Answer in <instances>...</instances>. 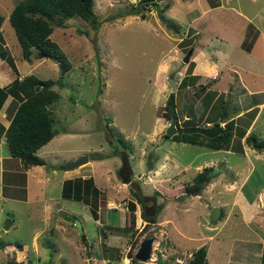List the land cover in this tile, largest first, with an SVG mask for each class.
<instances>
[{"label": "rangeland", "instance_id": "1", "mask_svg": "<svg viewBox=\"0 0 264 264\" xmlns=\"http://www.w3.org/2000/svg\"><path fill=\"white\" fill-rule=\"evenodd\" d=\"M16 1L0 0L5 17L0 32L23 73L28 70L54 80L52 87L59 93L52 106L54 127L64 139L59 140L57 153L44 155L47 162L41 170L46 183L29 176L25 194L24 189L8 187L5 174L3 195L0 187V240L6 244L0 248V264H18L12 259L20 258L24 264H155L159 257L167 264H189L190 251L200 244L205 245L207 264L246 262L239 261L246 239L263 236L255 223L242 220L247 218L243 201H230L246 169L245 197L264 191V149L245 139L248 134L264 138V42L253 26L264 31V0H221V7L212 9L207 5L216 0H171L174 7L167 20L174 22L173 28L158 17L154 6L144 18L120 16L119 11L136 0H96L93 10L101 19L99 28L71 17L68 26H54L50 35L71 63L65 72L52 58L36 54L35 48L31 63L22 58L7 18ZM238 10L251 17L253 25L243 26L244 16ZM188 71L196 74L195 82L179 88ZM169 77L176 80L175 89ZM171 92L176 93L181 125L213 126L221 119L220 126L226 127L225 120L232 118L228 144L212 149L166 138L171 120L165 103ZM3 148L8 152L6 144ZM118 149L129 155L133 168L129 183L117 174ZM82 154L89 161L72 168L73 200L64 199L62 165L69 160L63 159ZM51 163L57 173H51ZM204 166H211L210 174L194 194L196 188L186 186ZM136 192L156 194L162 208L153 223L144 218ZM129 201H136L132 212ZM214 206L222 209L228 222L210 219ZM75 219L81 222V233ZM150 236L154 237L151 257L134 258L141 241ZM203 239H209V249ZM104 248L114 251L111 260L110 255L102 257Z\"/></svg>", "mask_w": 264, "mask_h": 264}, {"label": "trees", "instance_id": "2", "mask_svg": "<svg viewBox=\"0 0 264 264\" xmlns=\"http://www.w3.org/2000/svg\"><path fill=\"white\" fill-rule=\"evenodd\" d=\"M159 1L160 0H136V2L130 3L127 8L121 9L119 15L127 16L138 14L144 18L146 16V11L150 10L151 6H154L156 9H159V14L163 16V19L165 18V25L173 28V25H175L174 22L168 21L163 13L166 6H160ZM93 4L94 0H17L8 15V20L21 46L22 56L25 59H30L31 53L33 52L32 48H35L36 54L42 53L57 61L63 72L68 70L71 67L70 61L59 44L50 37V34L54 26H68L66 20L71 17H79L92 24L95 29L99 28L101 19H99L98 15L94 12ZM112 16L117 15L113 14ZM3 19L4 16L0 13V25ZM102 21H104V19ZM174 28L178 30L177 26H174ZM80 30L82 29L80 28ZM0 57L5 59L9 65L16 70L12 56L9 55V52L5 46H3L1 32ZM196 78V74H191L190 71H188L187 74L182 77L178 87L182 88L188 84H193ZM53 83L54 80L51 78H39L34 74H28L21 79L16 77L8 86L0 88V103L9 93L14 94L20 100L9 125L5 128L4 134L10 154L19 157L25 167L45 163L44 159L38 156L35 151L51 139L55 132L53 129L54 113L50 105L59 98V93L52 88ZM210 99L211 98L207 101L210 102ZM219 99L220 102H222L221 104H223L221 116L225 117L228 114L227 106L225 105L226 100H224L223 96ZM176 105V93L171 92L165 103L167 109L165 113L170 120L175 121V127L177 126L179 128L173 135L165 133L164 136L166 138L170 137L172 140L176 141L203 144L212 149L224 148L231 140L233 132L231 127L232 123L230 124L229 121H231L232 118L225 120L226 127H222L223 130L215 136L208 137L199 132L188 133L183 131V127L197 126L199 124L190 122L184 125L179 124ZM219 121L223 120H216L214 125L220 126ZM245 139L249 145L256 149L261 150L264 148V138H258L255 134H248ZM119 141L124 143L121 137ZM151 167L152 165L149 164V168ZM210 171L211 166H204L202 170L194 174L192 183L187 185L186 188L190 190L205 186V181ZM135 195L137 196L136 193ZM138 199L141 201L139 195ZM129 207L132 212V210L135 209V202L129 201ZM93 213L96 214L95 212ZM222 216L223 211H221L218 218ZM65 217L68 219L71 218V216L67 214H65ZM72 218L74 220L76 217L72 215ZM5 244V242L0 240V248L4 247ZM16 245L19 247L22 246L20 243H16ZM113 254V250L104 248L101 255L103 258L110 255L109 260H111L110 257H112ZM163 262L167 264L166 260L159 257L155 264H163ZM206 262V248L205 245H201L191 253L189 264H206ZM142 264L148 263L145 262ZM260 264H264V244L262 247Z\"/></svg>", "mask_w": 264, "mask_h": 264}, {"label": "crops", "instance_id": "3", "mask_svg": "<svg viewBox=\"0 0 264 264\" xmlns=\"http://www.w3.org/2000/svg\"><path fill=\"white\" fill-rule=\"evenodd\" d=\"M180 1L186 2L188 0H180ZM216 1H217V3L214 4L213 6L208 4L207 7L210 9L215 8V7H221V5H222V3L220 2L221 0H216ZM255 1H257V0H255ZM95 3H96V0H94V4H93L94 8H95ZM159 5L160 6H166L163 13H164L166 18L167 17L170 18L169 15H170V11L172 12V9L174 7V1L171 2V0L170 1L169 0H160ZM157 10H159V9H156V12H157ZM10 11H9V13H10ZM238 11H239L238 13H240V15L244 16L245 21H244L243 26L246 27V24L248 22H250V24L253 25L251 23V21L249 20L251 17H248V15L244 11H241V10H238ZM9 13H8V15H9ZM255 14H257V11L255 12ZM8 15H7V18H8ZM199 15H200V13L197 16H199ZM4 19H5V17H4ZM4 19H3V21H4ZM3 21L0 25V31L3 30L2 29ZM253 26L255 27V29L259 33L257 35V37L261 36L262 40L264 42V31L261 28H259L258 26H256L255 24ZM2 37H3V34H2ZM257 37H256V39H257ZM10 45H11V42H10ZM3 46H5V48L9 52V45H8V42L5 41L4 37H3ZM21 55H22V52H21ZM44 57H48V56H44ZM12 58L14 60L16 70H14L12 68V66L9 65V63L5 59L0 57V88H4V87L8 86L12 82V80L15 79L16 77L21 79L28 74H33V73H28L29 72L28 70L25 71L26 73H23L21 71V69L19 67H17L16 61L14 59L15 57L12 56ZM22 58L25 59L23 56H22ZM31 58H32V55L30 56V59H25V60L29 61V63H31V60H32ZM56 63H58V62L56 61ZM59 67H61V66H59ZM33 68H34L33 65H31L29 70H32ZM39 78H41V77H39ZM19 103H20V100L14 94H11V93L7 94V96L0 103V133H1L0 134V187H1L2 195L4 194L5 174L7 175V179H8V180L6 179L7 184L9 185L8 187L16 189V190L20 189V188L24 189L25 194H27V192H28L29 176H31V180L34 179L36 182L46 183L47 177L42 178L43 173H45V171L41 170L42 169L41 166H46V162H47L44 155L49 154V153H52V154L57 153V150H58L57 144H58L59 140L62 138L61 135H59L57 133L58 129H56L54 127V122L56 120V114L54 113V107H52L54 105L53 104L54 102H53V103H51L50 106H51L53 113L55 115L54 120H53V129L55 130L54 135L52 136L51 139H49L46 143H44L42 146H40L35 151V153L38 156H40L41 158L44 159L45 163L44 164H35V165H30V166L25 167L19 157H15V156H12L10 154L9 149H8V152H6L3 148L4 144L7 145L6 136L4 134V131H5V128H7V126L9 125L10 120H11V118L15 112V109ZM256 117H257V115H254V117L251 121L252 123L255 121ZM250 126H252V124ZM62 139H64V138H62ZM42 148H43V150H41ZM263 149H261V150H263ZM63 160H65V161L69 160L70 161V160H73V157H69V159L65 158ZM54 166L55 165L53 163L50 164L51 173H53V174L57 173V169H53ZM247 172H248V169H246L245 171L242 172L241 175L245 174V178H239V180H238L239 184L237 183L238 188L233 189L232 194H234V197H233L232 201H230V203L234 202V204H237V201H243V202H241L240 205H241L242 210L244 211V214L247 218H242V220L245 221L246 223H252V222L255 223L258 226L256 228V230H259L261 232L260 236L261 235L263 236L257 240L254 238H251V239L247 238L246 239L247 243H244L242 239L238 240V241H241L245 244V245H243L244 247L242 249L243 260L239 259V261L240 262L241 261L247 262V263L241 262L240 264H243V263L260 264L262 247L264 244V191L263 190L256 191L253 195L250 196V198L248 197V199L245 197V195L243 194V189L245 186V180L248 176V175L246 176ZM62 176H63L62 177V187H61L60 195L64 199L73 200V192H72V189H73V169L72 168H70V169L64 168ZM65 185H66V187H65ZM67 186H69V187H67ZM66 188H69V190H67ZM234 191H235V193H234ZM10 195L17 197V195L13 192H11ZM5 197L6 196H4V198ZM23 198L27 199V195H25V197H23ZM55 201H57V200H55V199L51 200V203L55 202ZM238 210H240V212H241V209H238ZM221 211H222V209H221ZM241 214H242V212H241ZM223 215H224V213H223ZM227 217L228 216H226V218L225 217L222 218L221 221H223V222L227 221L228 222L229 218H227ZM221 218H217V220L221 219ZM219 226H221V224ZM208 228L211 230V228H213V227H208ZM217 229H219V227ZM210 237H211V235H210ZM203 240L204 241L202 243H206V245L209 249V242H208L209 239L208 240L203 239ZM249 242L253 243V245L250 246L248 244ZM201 245L202 244L198 245V247ZM198 247H196V248H198ZM191 253L192 252L190 251V253H189L190 256H191ZM237 255L240 258L242 256L240 254H237ZM12 261L13 262L17 261L18 264H24V263H22V258L17 259V260L12 259ZM207 263L208 262H206V264Z\"/></svg>", "mask_w": 264, "mask_h": 264}, {"label": "water", "instance_id": "4", "mask_svg": "<svg viewBox=\"0 0 264 264\" xmlns=\"http://www.w3.org/2000/svg\"><path fill=\"white\" fill-rule=\"evenodd\" d=\"M158 17L164 21L163 17L159 14V10H157ZM189 55V52H188ZM187 59V58H186ZM60 72H62L61 67H59ZM172 84V88H176V80L174 78L169 77L168 78ZM222 127L218 125H213V126H202V125H197V126H185L183 127L184 132H199L205 136L212 137L217 134H219L222 131ZM177 132L176 127H175V121L171 120L169 126L166 129V132L168 135H173ZM119 156L121 158V165L118 169V176L121 178L122 182L129 183L131 181V175L133 174V168L130 163L129 155L125 149H119L118 151ZM89 161L88 155L87 154H82L76 157L73 160H70L62 165L63 168L65 169H70L77 167L85 162ZM194 194H198L200 192L199 189L193 190L192 191ZM142 200L144 202V213L145 214H150V218L148 219L147 222H154V215L157 212L156 206H157V196L156 194H152L150 196H142ZM221 209L220 207L214 206L210 210V219L211 220H216L219 215H220ZM149 217V216H148ZM10 221L8 220L4 226L5 229L9 227ZM75 224H77V228L79 232H82V225L81 222L78 219H75ZM154 237H146L144 238L139 247L137 248L136 252L133 254L134 258L142 261H146L151 257V251H152V245H153ZM86 249H88V245L85 243ZM89 254V253H88ZM128 256H131V252L128 253Z\"/></svg>", "mask_w": 264, "mask_h": 264}, {"label": "flooded vegetation", "instance_id": "5", "mask_svg": "<svg viewBox=\"0 0 264 264\" xmlns=\"http://www.w3.org/2000/svg\"><path fill=\"white\" fill-rule=\"evenodd\" d=\"M118 151H119V149H118ZM118 154H119V153H118ZM117 172H118V170H117ZM132 175H133V174H132ZM132 175H131V178H132ZM136 194H137V196H136L137 201L143 203V216H144V218H150V217H151L150 214H145V213H144V202H143V200H142V195L138 194L137 192H136ZM138 195L141 197V201L138 199ZM135 202H136V201H135ZM161 208H162V207H161L160 202H157V206H156L157 212H156V214L154 215V217L157 215L158 211H159ZM148 216H149V217H148ZM154 217H153V218H154ZM146 220H148V219H146ZM147 223H151V222H147ZM83 239H84V238H83ZM84 241H85V239H84ZM85 242H86V241H85Z\"/></svg>", "mask_w": 264, "mask_h": 264}, {"label": "clouds", "instance_id": "6", "mask_svg": "<svg viewBox=\"0 0 264 264\" xmlns=\"http://www.w3.org/2000/svg\"><path fill=\"white\" fill-rule=\"evenodd\" d=\"M222 149V148H221ZM133 255V254H132ZM134 257V256H133ZM191 257V256H190ZM164 259V258H163Z\"/></svg>", "mask_w": 264, "mask_h": 264}]
</instances>
